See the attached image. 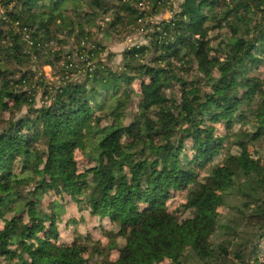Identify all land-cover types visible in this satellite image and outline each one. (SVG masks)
<instances>
[{
	"label": "trees",
	"instance_id": "trees-1",
	"mask_svg": "<svg viewBox=\"0 0 264 264\" xmlns=\"http://www.w3.org/2000/svg\"><path fill=\"white\" fill-rule=\"evenodd\" d=\"M102 20L145 42L111 65ZM49 193L107 220L105 241L50 244ZM232 193L247 235L213 246L235 234L217 210ZM0 223V264H264V0H0Z\"/></svg>",
	"mask_w": 264,
	"mask_h": 264
},
{
	"label": "rangeland",
	"instance_id": "rangeland-1",
	"mask_svg": "<svg viewBox=\"0 0 264 264\" xmlns=\"http://www.w3.org/2000/svg\"><path fill=\"white\" fill-rule=\"evenodd\" d=\"M174 5H176L178 2H181L182 0H171ZM106 17L109 19L110 15H106ZM170 18L169 14L167 12H164L162 14L152 16L151 21L158 23L162 20H168ZM99 25L102 27V29L105 32H108L110 34H102L98 33L96 39L99 40V42L102 44V46L105 47V52L101 55L102 57L108 56L110 54L113 55L111 58V65H117L121 58V53L127 49L128 47L133 46L134 44L138 43H144V38L141 36V33L139 30H135L134 33H126L122 32L121 34L112 33L111 31H108L106 29V26L104 25L103 20L98 21ZM43 71L45 73V76L50 81L53 79L52 77V71L49 67H44ZM263 74V70L260 71L259 75L261 76ZM55 81V80H54ZM38 102L40 99L38 98ZM223 123V122H222ZM222 123L216 124L214 127H216V133H225L227 130L223 126ZM211 124H204V127H210ZM186 146H190L189 141H187ZM189 144V145H188ZM226 144L223 146L222 151H220L219 155L214 158L211 162H202L200 164V169L197 170L199 174V179L203 180L204 176L206 175V170H208L212 165L221 164L222 160L224 158L225 153L227 152ZM188 154V156H193L194 152L187 150L185 152ZM75 160L77 163V168L80 172L85 171V169L90 167L92 164L88 163L87 155L82 154V152H76L75 153ZM52 200H57L61 203H64L65 205V213L57 220L56 227L58 231V237L55 240L50 241V244L53 245H60V246H67L71 245L72 241L75 240L76 237H78L80 234L84 236H89L91 241L99 242V241H105L102 229H110V225L108 224L107 220L99 221L97 218L91 217L87 211H78V207L71 202V200L68 197H55L52 193L46 194L42 200V206L44 208L47 207L48 203ZM185 200V193L183 192H174L172 193L171 198L168 200V202L165 205V209L167 211H172L174 208L178 207L180 203H182ZM241 204V198L237 196L236 194H230L226 195L224 199V205L219 206L217 208L219 212V224L220 225H227L228 228L230 227L232 230H235V234H227L225 230L221 229L218 231L211 239L210 242L213 246H216L219 244L220 241H231L234 239L233 235H236L235 237H244L247 235V230H245V227L243 225V222L241 220V217L238 214V208ZM188 213L183 214L182 218L187 217ZM2 226V223H0V228ZM89 245V244H88ZM264 247V245H263ZM87 256L90 259L94 258V253L90 249H88ZM111 259L116 258L115 253L110 254ZM262 261L264 263V257H262ZM167 264V263H162ZM189 264H199L198 262L194 261L193 259H190Z\"/></svg>",
	"mask_w": 264,
	"mask_h": 264
},
{
	"label": "built area",
	"instance_id": "built-area-1",
	"mask_svg": "<svg viewBox=\"0 0 264 264\" xmlns=\"http://www.w3.org/2000/svg\"><path fill=\"white\" fill-rule=\"evenodd\" d=\"M147 6H148L147 3H141V4H139L140 9H142V10L147 9ZM139 22H140V21H139ZM139 31H140L141 34H142V33L144 34V31H143L142 29H140Z\"/></svg>",
	"mask_w": 264,
	"mask_h": 264
}]
</instances>
